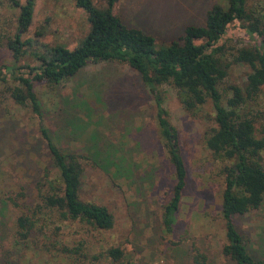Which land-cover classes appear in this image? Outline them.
I'll list each match as a JSON object with an SVG mask.
<instances>
[{
    "label": "rangeland",
    "instance_id": "374dc122",
    "mask_svg": "<svg viewBox=\"0 0 264 264\" xmlns=\"http://www.w3.org/2000/svg\"><path fill=\"white\" fill-rule=\"evenodd\" d=\"M25 1L0 0V35L14 34L19 6ZM92 1L99 9L108 4V0ZM252 3L263 8V2ZM34 4L32 26L23 36L30 43L21 63L38 67V57L50 48L77 46L89 25L74 0H34ZM216 4L224 7L227 0H116L114 12L125 24L153 36L160 47L177 40L186 26L203 25L206 12ZM251 40L234 24L224 37L229 50L250 46ZM11 62L1 41L0 65ZM248 72L245 66L232 65L229 83L241 85ZM5 87L0 82V264H74L72 259L61 262L58 256L37 251L42 240L34 234L30 239L34 250L14 244L16 219L33 207L38 184L51 165L36 122L12 103ZM35 88L43 124L54 143L64 151L96 153L106 169L85 162L80 198L106 207L114 218L113 229L100 232L64 224L57 237L63 244L84 240L93 252L120 247L124 263L129 264H192L194 246L208 256V264H231L221 255L222 181L204 146L210 104L194 118L182 108L175 90L162 88L164 108L188 171L177 224L172 236H167L160 224L173 186V169L158 133L155 99L139 75L121 63L90 64L64 84ZM235 225L249 252L264 259V199L258 210L236 217ZM52 240L49 234L47 243ZM98 264L110 262L103 259Z\"/></svg>",
    "mask_w": 264,
    "mask_h": 264
},
{
    "label": "trees",
    "instance_id": "16d2710c",
    "mask_svg": "<svg viewBox=\"0 0 264 264\" xmlns=\"http://www.w3.org/2000/svg\"><path fill=\"white\" fill-rule=\"evenodd\" d=\"M74 1L87 16V34L72 49L50 48L38 57V67L21 63L30 43L23 36L33 23L34 0H26L19 6L14 34L0 35V42H4L12 58L11 64L0 65V82L6 84L5 92L12 103L28 111L30 119L36 122L51 165L43 182L38 184L33 207L16 219L14 244L34 250L30 242L34 234L42 240L37 251L55 259L58 256L61 262L72 259L74 264H98L104 259L110 264H129L124 263L125 252L120 247L93 252L84 240L68 245L57 238L64 224L110 231L114 218L106 207L80 198L85 162L89 160L105 172V166L101 165L104 162L96 158V153L92 159L86 151H64L54 143L43 124L35 88L38 84L52 87L64 84L90 64L114 62L134 70L155 99L158 133L167 148L174 175L169 200L162 207V233L167 236L174 233L188 181L176 131L164 108L162 88L168 86L175 90L182 108L192 117H199L208 104L212 109V116L207 117L209 127L204 132V146L223 187L221 255L231 264H264V259L255 258L249 252L235 225L236 217L258 210L264 199V103H261L264 98V0H258L263 2V8L252 3L257 0H227L224 7L213 5L206 12L203 25L186 26L177 40L160 47L156 46L153 36L122 22L114 12L116 0H108L105 9L97 8L92 0ZM233 24L252 39L250 46L226 48L224 37ZM232 65L249 70L241 85L228 81ZM49 234L53 240L47 243ZM191 262L208 264V256L193 246Z\"/></svg>",
    "mask_w": 264,
    "mask_h": 264
}]
</instances>
